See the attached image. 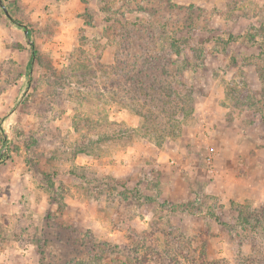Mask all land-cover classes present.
<instances>
[{
	"label": "rangeland",
	"instance_id": "obj_1",
	"mask_svg": "<svg viewBox=\"0 0 264 264\" xmlns=\"http://www.w3.org/2000/svg\"><path fill=\"white\" fill-rule=\"evenodd\" d=\"M2 2L0 264H264V0Z\"/></svg>",
	"mask_w": 264,
	"mask_h": 264
},
{
	"label": "trees",
	"instance_id": "obj_2",
	"mask_svg": "<svg viewBox=\"0 0 264 264\" xmlns=\"http://www.w3.org/2000/svg\"><path fill=\"white\" fill-rule=\"evenodd\" d=\"M19 27H22L21 24H18ZM29 29V34L28 36L30 37L32 34V30L30 28ZM32 46V53H31V58L30 61L28 62L27 65V76L30 79V74H31V69L33 67V59L35 58V56L37 55V48L35 47L34 43L31 44ZM161 61H159L158 58L154 57V56H148L144 58V60L142 61V65L141 68L138 70L134 63H132V65H130V68L128 70H124L125 74H123L124 77V82H127L130 80L132 82H136L137 85H142L138 88H142L143 90H145L144 94H149V92L146 91L147 87H143V84L146 83L145 81L148 79H150L153 83V85H149L151 88L156 87L158 89L160 82L163 80L160 76L162 73H159L158 68L160 67V63ZM166 64V62L164 63V65ZM167 65V64H166ZM137 66V64H136ZM127 67V66H126ZM143 77H140L142 76ZM127 86V85H126ZM127 89H131V85L127 87ZM157 93L155 94H151L150 93V97L152 96V99H156L157 98ZM164 96L166 97V99L162 100L164 102L163 107L161 108V110L163 111V113L165 114V118L166 117H170L173 116L177 113V110L175 109L174 106L171 105H167V104H171L172 102H174V99L171 97V95L169 93H165ZM158 97H161L160 95H158ZM174 108V109H173ZM2 125L0 124V131H2ZM6 140V139H4ZM5 142V141H4ZM236 210L238 212V222L241 225L244 226H252V224H260L262 217H261V213L259 210H254L251 211L252 216H249L247 213H245L246 211L248 212V209L246 210L245 208H247L245 205H236Z\"/></svg>",
	"mask_w": 264,
	"mask_h": 264
},
{
	"label": "water",
	"instance_id": "obj_3",
	"mask_svg": "<svg viewBox=\"0 0 264 264\" xmlns=\"http://www.w3.org/2000/svg\"><path fill=\"white\" fill-rule=\"evenodd\" d=\"M0 5L3 7L5 13H6L7 15H9V13H8V9H7L6 6L3 4L2 0H0ZM23 27H24V33H25V35L28 36V34H29V29H28V27H26L25 25H23ZM28 39H29V41H31V39H30L29 36H28ZM31 42H32V41H31Z\"/></svg>",
	"mask_w": 264,
	"mask_h": 264
}]
</instances>
